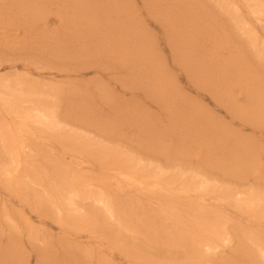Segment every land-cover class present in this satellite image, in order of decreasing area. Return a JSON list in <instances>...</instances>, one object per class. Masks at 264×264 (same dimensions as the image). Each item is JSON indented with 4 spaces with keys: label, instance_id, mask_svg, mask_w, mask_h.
<instances>
[{
    "label": "rangeland",
    "instance_id": "rangeland-1",
    "mask_svg": "<svg viewBox=\"0 0 264 264\" xmlns=\"http://www.w3.org/2000/svg\"><path fill=\"white\" fill-rule=\"evenodd\" d=\"M227 1L28 0L31 13L0 0V81L25 107L44 102L62 121L33 147L43 185L22 177L15 190L0 172V264H264L252 239L264 235V213L256 219L257 205L232 198L244 190L264 200V126L240 111L249 105L240 68L224 67L241 51L244 74L264 88V52ZM4 112L0 169L10 159ZM117 160L140 161L147 173L164 167L179 179L206 175L223 195L219 207L117 190L106 177ZM65 176L106 187L120 219L136 229L87 197L63 224L52 189ZM200 217L229 232L231 243L192 254L182 242Z\"/></svg>",
    "mask_w": 264,
    "mask_h": 264
},
{
    "label": "bare ground",
    "instance_id": "bare-ground-1",
    "mask_svg": "<svg viewBox=\"0 0 264 264\" xmlns=\"http://www.w3.org/2000/svg\"><path fill=\"white\" fill-rule=\"evenodd\" d=\"M27 1L17 0V6L22 4L21 10L23 11L28 10L31 13L36 11L34 5L32 3L28 4ZM253 1L254 5L252 0H228L227 5L234 9L236 18H238V25L242 32L248 36L251 45H258L259 50L264 52V47H262L264 46V35L261 33L264 30L261 31L259 29V26L264 28V8L262 9L263 4L259 0ZM243 6L246 7L244 10L242 9ZM185 26H190L189 20ZM239 53L241 51H238L232 59L225 61L224 67L229 70H231L230 67H233L232 69L235 67L240 68V73H237L240 80H237L247 85L249 90V105L244 109H240V111L248 113V118H251L252 121L258 120L264 126V88L256 85L253 81L255 78L252 75L248 79L247 75L244 74V70L241 69V65L245 63L244 58H242L243 53ZM233 74L231 73L230 76ZM225 75L227 73H224L223 76ZM248 81L249 85L246 84ZM8 84V82L0 81V108H3L6 116L4 128L1 130V137L2 141H5L6 152L10 158L1 167V175L10 180L11 183L16 184L15 190L18 187V183L23 180L22 177L34 179L37 184L43 185L39 179L41 178V172L38 170L39 163L42 160L34 157L33 147L38 149L36 147L38 144H44L48 131H60L62 121L56 118L55 113L44 102H37L31 107H25L24 102L27 99L23 98L19 93L14 98L13 89L8 87ZM27 90L29 93L32 92L30 88H27ZM28 140H32L30 141L31 145ZM43 157L46 158L44 155ZM115 164L117 165V171L108 173L106 177L110 179V185L114 184L117 190L131 187L138 192L146 191V193L150 194L186 197L189 198V202L193 205L209 203V206L216 204L217 207H219L217 201L223 196L221 194H213V190L209 187L213 186L216 188L217 185L211 178L203 174H197L195 171L187 177H185L186 172H182L179 179L176 175L171 174L170 176L167 169L160 166H156L153 172L147 173L142 170L140 161H132L127 165L125 161L120 162L117 160ZM38 172H40V177L36 176ZM71 176H69L70 180L67 179L68 176L62 177L60 182L52 189L56 191L55 196L59 195L53 200V203L58 213L62 215L63 224L70 220L72 210H75L73 213H82L78 198L87 197L97 203L109 219L118 220V224L121 226L125 225L127 229L129 227L132 230L136 229L127 219H120L121 212L117 203L119 201L115 200L116 198L110 194L106 187H97V184L87 179L80 182L75 177L70 178ZM151 178L153 179L151 180ZM46 193L51 192L46 191ZM232 195L235 202L250 206L248 207L249 209L256 208L255 205H257L256 212L252 216L260 220L264 213V200H260V197L255 192H246L244 190H236ZM76 224L74 222L73 225ZM179 224L182 227L180 222ZM154 231L158 230L154 229ZM189 231L191 233L190 236L186 239V242L182 243L196 256L199 254L209 256L217 252L221 244L226 246L232 241V236L229 232L216 225L212 227L202 217L193 221ZM188 232L181 233V237L187 236ZM252 239L259 251L257 254L264 260V235H254ZM139 259L141 260L142 258H136L135 260L138 261Z\"/></svg>",
    "mask_w": 264,
    "mask_h": 264
}]
</instances>
